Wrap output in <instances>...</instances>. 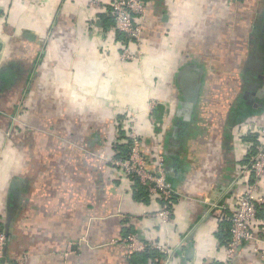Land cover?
Here are the masks:
<instances>
[{
	"label": "crops",
	"instance_id": "obj_1",
	"mask_svg": "<svg viewBox=\"0 0 264 264\" xmlns=\"http://www.w3.org/2000/svg\"><path fill=\"white\" fill-rule=\"evenodd\" d=\"M147 2L141 38L129 43L135 57L122 61L116 33L93 24L107 0H0L4 230L8 199L18 198L3 264H155L125 255L123 227L169 249L163 264H222L221 239L249 182L240 172L255 141L244 138L264 126V111L233 123L240 104H263L259 96L247 102L246 82H260L262 73L252 69L262 62L249 50L256 28L254 47L261 53L264 45V0ZM242 61L251 67L246 78L236 75V99L218 121H206L204 86L219 73L216 64ZM158 105L164 114L154 127L149 114ZM124 112L138 115V132L164 156L175 196L167 224L153 216L158 205L148 194L147 202L132 200L107 167L114 121ZM257 218L259 249L245 244L235 264H264V220Z\"/></svg>",
	"mask_w": 264,
	"mask_h": 264
},
{
	"label": "built area",
	"instance_id": "obj_2",
	"mask_svg": "<svg viewBox=\"0 0 264 264\" xmlns=\"http://www.w3.org/2000/svg\"><path fill=\"white\" fill-rule=\"evenodd\" d=\"M97 3L99 0H89V5ZM107 4L109 9L106 8L104 13L113 19L112 30L119 32L124 37V42H120V60H133L135 55L132 53L129 43H138L141 38L143 28H145L144 20L148 2L147 0H107ZM152 110L149 117L156 125L151 114ZM137 118V114L128 112V125H126L127 137L130 142L128 158L125 160L111 158L108 161L115 170V174L125 182V190H131L135 180L145 187L151 200L158 205L153 216L160 223L167 224L172 216L171 206L174 192L167 181L165 159L163 154L158 151L151 155L146 152L143 138L137 129ZM248 132L255 140V144L253 143V153L249 155L247 166L240 174L247 176L249 182L246 184L244 194L236 201L231 211L229 240L224 246L222 264H235L239 251L245 244L253 243L254 250L259 249L254 227L261 223V220L257 218L258 210L264 211V191H262L264 187V126L254 130L250 129ZM7 243L8 235L0 230V264H3ZM120 243L124 248L125 255L129 257L147 249H156L164 254L165 262L172 256L169 249L144 238L140 239L134 234L122 238Z\"/></svg>",
	"mask_w": 264,
	"mask_h": 264
},
{
	"label": "trees",
	"instance_id": "obj_3",
	"mask_svg": "<svg viewBox=\"0 0 264 264\" xmlns=\"http://www.w3.org/2000/svg\"><path fill=\"white\" fill-rule=\"evenodd\" d=\"M107 9H109V6H107ZM93 24L97 28L100 27L101 29L105 30L108 27H111L113 25V19L108 14H99L96 17V20L93 21ZM115 33H116V40L120 42H124V37L122 36V34H120L119 32H115ZM262 35L264 37V34ZM260 51L263 56V65H264V45L260 48ZM199 86L200 85H198L197 88H200ZM261 101H262L261 103H263L262 105H258L256 101H255V105H250L246 107L243 104H240V106L236 108L234 111L233 123L241 122L249 117H250L249 119H251L253 117H256L258 114L262 113L264 111V99H262ZM155 108L152 110L151 114L155 120L156 125L157 124L160 125L162 123V116L164 114L163 107L158 105V108L157 109ZM117 119L118 120L114 121L116 122L114 124V140H112L109 143L108 147L111 151V155H112L111 158L115 160H125L126 158H128V154L130 151V142L128 141V137H127L128 129L126 128V125H128L126 123L128 122V112L123 113ZM122 122L126 123V125H124L123 127H122ZM156 125L154 127H157ZM250 138L252 139V136L249 134L245 136L244 139L251 140ZM143 143H144L145 150L146 152H148V154L151 155V154L156 153L158 146L156 145L150 146L148 141L145 140L144 138H143ZM252 153H253V150H251L250 154ZM108 166L110 167L111 171L114 170L110 162L107 164V167ZM131 191H132L131 192L132 200L141 201V202L148 201L145 187L141 186L137 180H135V182L133 183V186H131ZM174 197L175 196H173L172 200H174ZM260 208H262V206H260ZM262 211H263L262 209L258 210V216L262 218V220H264V215L262 214ZM229 228H230V224H229ZM0 230H3L6 233V230H4V226L2 225V223H0ZM121 233H122L121 238L127 237L130 234H134L131 232V227H123ZM136 236H138L140 239H143V235L136 234ZM228 240H229V230L228 231L226 230L223 238L221 239L222 241L221 244L225 246L228 243ZM133 255H142V258L144 261L155 259L157 261L155 264H163V262L166 259V256L156 249H147L143 252L135 253Z\"/></svg>",
	"mask_w": 264,
	"mask_h": 264
},
{
	"label": "rangeland",
	"instance_id": "obj_4",
	"mask_svg": "<svg viewBox=\"0 0 264 264\" xmlns=\"http://www.w3.org/2000/svg\"><path fill=\"white\" fill-rule=\"evenodd\" d=\"M259 28L255 29L254 35L251 36V45H250V50L256 53H258V45L254 47V45L257 43L259 36ZM252 49V50H251ZM234 52V51H233ZM232 52V53H233ZM235 55L238 56V53ZM245 62L242 61L241 63L238 64H222V63H217V67L220 71H218V74H214V76H211L208 85L206 87L204 86L205 90H209L208 93V103L205 101L204 104L210 106V111L206 112L207 120L213 119V120H219L218 117H220L223 114V110L228 107L230 104V101H234L241 89V84L240 81L237 80V74L239 73L240 75L244 76L246 78L248 75V71L250 70L247 67H251L250 64L245 65ZM250 63V62H249ZM257 67L256 65H254ZM264 65L263 62L261 63V68L263 74L260 76V79H264ZM212 71V70H211ZM257 71V70H256ZM220 72H222L220 74ZM220 74V75H219ZM220 77V78H219ZM250 77V76H249ZM204 82V80H203ZM255 82H246V90L249 92H253L254 88L256 86L253 85ZM214 94V95H213ZM262 100V99H261ZM217 117V118H216ZM261 117V116H260ZM211 120V121H213ZM217 123V122H216ZM215 123V124H216ZM212 124V123H211ZM208 126H210L208 124ZM254 130V128H252Z\"/></svg>",
	"mask_w": 264,
	"mask_h": 264
},
{
	"label": "water",
	"instance_id": "obj_5",
	"mask_svg": "<svg viewBox=\"0 0 264 264\" xmlns=\"http://www.w3.org/2000/svg\"><path fill=\"white\" fill-rule=\"evenodd\" d=\"M1 47H2V45L0 43V52H1ZM190 69H192V71H193L192 73H190L193 81L197 80V84H200L199 79H197V70L198 69L195 66H191ZM191 81H189V85H187L185 81H184V83H182V86H183V89L185 90V92H187V91L190 92V90H191V86H190L191 85ZM262 92H264V80H263V87H262V89H261V91L259 93H262ZM258 96L260 97L261 95H258ZM17 200H18L17 192H12L10 197H9V199H8L7 211H8V215L9 216H8V220L5 223V228H6V233L5 234L6 235L8 233V229H9V226H10L9 221L11 220L12 214L15 211V208H16V205H17Z\"/></svg>",
	"mask_w": 264,
	"mask_h": 264
},
{
	"label": "flooded vegetation",
	"instance_id": "obj_6",
	"mask_svg": "<svg viewBox=\"0 0 264 264\" xmlns=\"http://www.w3.org/2000/svg\"><path fill=\"white\" fill-rule=\"evenodd\" d=\"M261 31H262V33L264 34V28L263 29H261ZM261 45H262V42H261ZM255 54H256V52H255ZM257 56H258V58L261 60V62H263V58H261V53L258 51V53H257ZM257 67H255V66H253V70H257V71H261L262 72V68H261V64L260 63H257V65H256ZM256 71V72H257ZM263 74V72L261 73V75ZM260 75V76H261ZM259 81L260 82H256V83H253V85L254 86H256L255 88H254V90H253V92H251V95L250 96H248V98H247V102L248 103H252V97L251 96H258V95H261L260 97L262 98V97H264V92H262V93H259L260 91H261V89H262V87H263V80L262 79H259ZM252 105H255V103H253Z\"/></svg>",
	"mask_w": 264,
	"mask_h": 264
}]
</instances>
